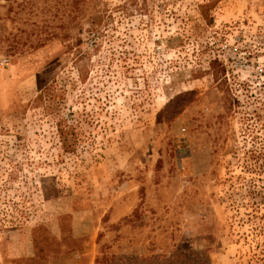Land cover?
<instances>
[{
    "label": "rangeland",
    "instance_id": "rangeland-1",
    "mask_svg": "<svg viewBox=\"0 0 264 264\" xmlns=\"http://www.w3.org/2000/svg\"><path fill=\"white\" fill-rule=\"evenodd\" d=\"M0 264H264V0H0Z\"/></svg>",
    "mask_w": 264,
    "mask_h": 264
}]
</instances>
